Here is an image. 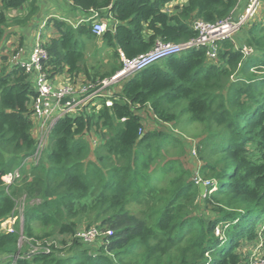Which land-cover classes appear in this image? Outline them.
Instances as JSON below:
<instances>
[{
  "label": "trees",
  "instance_id": "trees-1",
  "mask_svg": "<svg viewBox=\"0 0 264 264\" xmlns=\"http://www.w3.org/2000/svg\"><path fill=\"white\" fill-rule=\"evenodd\" d=\"M62 1L89 18L77 26L49 19L59 36L43 42L48 72L53 78L83 73L96 82L121 69L114 62L93 71L97 64L89 63L87 50L98 39L100 52L111 49L115 60L122 54L133 58L158 42L197 37L195 20H225L243 0ZM25 3L28 18L38 12L39 0H0V48L7 12ZM95 14L113 22L101 36L92 28ZM244 45L252 52L245 53ZM36 94L33 77L20 63L3 62L0 221L21 207L23 223L14 232H0V264H248L242 249L259 237L264 224L262 22L223 40L214 61L207 60L205 46L193 47L128 74L121 90L108 96L112 105L104 97L90 110L60 117L39 159L30 162L38 144L31 106ZM148 110L181 129L203 125L196 178L181 157L167 159L187 153L180 134L143 131L141 111ZM92 128L99 137L94 148L86 138ZM16 171L7 184L3 177ZM198 179H209L200 201ZM83 224L99 230L95 242L76 236ZM22 234L30 242L23 249ZM55 234L70 237L63 248L48 243ZM39 240L42 246L33 251Z\"/></svg>",
  "mask_w": 264,
  "mask_h": 264
},
{
  "label": "built area",
  "instance_id": "built-area-1",
  "mask_svg": "<svg viewBox=\"0 0 264 264\" xmlns=\"http://www.w3.org/2000/svg\"><path fill=\"white\" fill-rule=\"evenodd\" d=\"M260 1L247 0L246 8L241 14L230 16L216 23L205 22L202 19L195 20L193 26L198 31V36L189 41L181 43L158 42L152 49L133 58H127L122 54L121 69L114 76L109 79L105 78L91 82L90 84L75 85L73 82L76 80L70 77L69 82L58 83L56 77H51L48 67H46L49 60V52L43 45L44 41L38 40L27 60H19L16 56L13 59L15 63H20L25 71L33 77L37 94L32 98L31 102L32 117L39 127L40 137L43 140L45 138L47 140L51 127L60 117L76 115L85 109L90 110L89 107L91 105L95 106L104 97H107L105 100L106 105H112L113 101L108 97L112 94L108 93L107 90L120 76L141 71L166 58L180 56L183 52L193 47L205 46L207 48V60H216L220 43L240 33L243 26L254 15ZM92 26L93 31L99 35L107 29V21H105V18L97 17V14H95ZM242 50L249 54L253 49L244 45ZM66 98L67 100L63 101ZM40 153L41 150L37 144L36 152L29 160L39 159ZM20 220L23 223L22 215ZM7 231L14 232L16 228L12 224ZM97 232L98 229L92 227L87 230H78L76 236L84 241L91 242L97 238ZM33 246H38L36 250L40 249L39 245ZM32 249L36 251L35 248ZM250 264H264V255L253 257Z\"/></svg>",
  "mask_w": 264,
  "mask_h": 264
},
{
  "label": "rangeland",
  "instance_id": "rangeland-1",
  "mask_svg": "<svg viewBox=\"0 0 264 264\" xmlns=\"http://www.w3.org/2000/svg\"><path fill=\"white\" fill-rule=\"evenodd\" d=\"M259 3L261 4V1ZM259 10L260 9L258 7H256L254 16H256V14L259 12ZM249 20H251V18ZM249 20L243 26V28L240 30V33L244 31V28L247 27V25H251L254 22L261 21V17H257L253 21H249ZM105 21H107V26L109 25V23L113 24V22L109 21L107 18H105ZM251 22H253V23H251ZM98 36H101V34H99ZM40 41H42L41 38H40ZM92 43H94V42H92ZM95 43L97 46L102 45V41L100 39L95 41ZM97 46L96 47L93 46L92 48L90 47L87 50V57H88L89 63L94 64L96 62V64H97V67L95 69H93V71H96V70L105 71L106 70L105 66L112 64L114 62H116V64H118V65H121V59L115 60V58L112 57V54H111L112 50L111 49H106V50H103L100 52V47H97ZM96 49H99V51H96ZM94 52L97 53V56H98L97 58H95ZM99 52L101 53L100 56L98 55ZM13 54H14V52L12 51V49L10 48L9 45H7L5 47L1 46V48H0V66L3 64V62H5V63L10 62V61H11V63L15 62L14 59L12 61ZM92 57H94L95 59H92ZM107 68L109 69L110 66H107ZM56 76H58V75H56ZM126 76L127 75L120 76L113 84H111V86L109 87L107 92L111 93V94L116 92L119 89L118 87L121 86L123 78ZM109 78H111V77H107V79H109ZM73 79L76 80L73 82L75 85L90 84L91 82H93V80H90V78L85 74L75 76V77H73ZM70 81H71V79H70ZM97 103H99V101ZM93 106L94 105H91L89 107V109H91ZM141 117H142V122H143V131L156 128V129L164 130L167 132H175V133L180 134L181 138H183V140H184V144H185L187 153L184 156H178L177 154L174 153L176 151L173 150L174 156H168L167 159H171V157H173V158L181 157L184 168L190 169L193 172V178H196V173H197L196 171L198 170V167L202 164V161L198 159V143L200 142L201 137L204 135V133H202L200 135V133L203 132V130H204L203 125L199 124V123H195V124L188 125L185 129H181L179 127H174L173 123L160 122L152 112L149 113L148 111H144L143 113H141ZM32 119H33V117H32ZM33 122H34L33 133L35 135V138L37 139L38 147L42 151L47 144V140H46V138H45V140H43L40 137L39 127L36 124V122L34 121V119H33ZM180 126L182 127L183 123H181ZM86 138L92 144L93 148L97 145V142L99 141V137H98V132H96L95 128H92L89 131V133L86 134ZM40 155H41V153H40ZM92 156L94 158V155H92ZM29 161L34 162V159H30ZM18 174H19L18 171H16L14 174L5 175L3 178L7 184H10V182H12L14 180V178L16 176H18ZM207 181H209V179H207L206 181H202V182H206L208 184L209 182H207ZM197 182H201V180L198 179ZM213 182L215 183V181H213ZM214 188L215 187H213V189ZM200 196L201 197H199V201L202 200V197L204 198L205 195H202L201 191H200ZM131 207L134 210L138 209V206L135 204H133ZM20 211H21V207H18L13 216L7 218L6 220L0 221V232L7 231L8 228L12 224L16 228V224H19V222H20ZM92 227H93V225L92 226H86L85 224H83L80 226L79 230H81V231L87 230V229L92 228ZM259 229H260L259 230V237L257 239H255L254 241L250 242L247 246L243 247V249H242V256L244 258L243 259L244 263L250 264L253 257H258V256L264 255V224L261 225ZM98 232H99V230H98ZM98 232H97V235H99ZM48 239H49L48 243L55 242L56 245L63 248L64 247V245L62 244L63 240L70 239V237H68L66 235H62V234H55L52 237H49ZM28 241L29 240L22 234L21 235L22 249L25 247V244L30 245V242H28ZM38 243H39V247H41L43 244V242L40 240L38 241ZM37 247L38 246H33L31 248H35V250H36ZM68 248H69V245H66L65 250L68 251Z\"/></svg>",
  "mask_w": 264,
  "mask_h": 264
},
{
  "label": "crops",
  "instance_id": "crops-1",
  "mask_svg": "<svg viewBox=\"0 0 264 264\" xmlns=\"http://www.w3.org/2000/svg\"><path fill=\"white\" fill-rule=\"evenodd\" d=\"M185 2L186 0H179V2ZM246 1L243 0L234 15L241 14L246 8ZM39 10L34 15L28 18L29 3H25L22 8L10 9L7 14L9 16V22L6 27L5 37L1 46L9 45L14 52L13 57L16 56L19 60H27L30 57L33 46L40 38L42 41H47L48 38L58 37L59 33L53 22H49L52 17H59L66 19L73 26H77L80 22L87 21L88 15L85 12H73L68 10L62 0H39ZM175 3L171 4L169 8L174 10ZM260 10L253 16L251 20H255L257 17H261V21L264 24V0H261L257 6ZM26 20V21H24ZM253 23V22H251ZM13 59V58H12ZM83 73L79 74L82 75ZM58 83L69 82V75L66 73L56 76ZM117 91L121 90V86ZM144 111H141L143 113ZM151 113L150 110H148Z\"/></svg>",
  "mask_w": 264,
  "mask_h": 264
},
{
  "label": "water",
  "instance_id": "water-1",
  "mask_svg": "<svg viewBox=\"0 0 264 264\" xmlns=\"http://www.w3.org/2000/svg\"><path fill=\"white\" fill-rule=\"evenodd\" d=\"M66 100H67V98L64 99L63 101H66ZM199 186H200L201 194H202V195H205L206 192H207V190H208V185H207V183H206V182H200Z\"/></svg>",
  "mask_w": 264,
  "mask_h": 264
}]
</instances>
